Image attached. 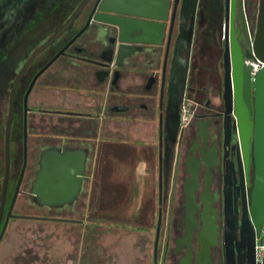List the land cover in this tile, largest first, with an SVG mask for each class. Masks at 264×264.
I'll return each instance as SVG.
<instances>
[{"label":"flooded vegetation","instance_id":"1","mask_svg":"<svg viewBox=\"0 0 264 264\" xmlns=\"http://www.w3.org/2000/svg\"><path fill=\"white\" fill-rule=\"evenodd\" d=\"M135 1L120 0L114 6L117 11H103L99 0H89L73 27L42 51L23 74L16 93L15 110L23 111L25 154V94L35 75L87 27L66 49L62 70L49 73L45 80L53 89L57 81L64 78L61 74L66 70L70 75L68 80L78 83L79 89L74 88L70 94L69 107L52 109L42 102L29 106V97L36 83L29 94L27 116L33 117L32 144L27 137L30 198L42 206L33 200L31 189L44 149L56 146L88 150L87 174L90 151L85 135L97 133L107 117L146 109L147 115L158 120V155L154 167L159 190L158 217L161 208L163 213L156 253L155 239L151 247V264H264L258 254V246L264 242V212L259 225L255 224L251 213L257 171L254 81L264 66L254 73L247 62L261 63L243 51V70L249 87L247 97L242 95V102L250 127L241 126L235 110L230 109L224 99L227 71L230 68L232 71L224 40L225 0H199L193 45L188 51L182 47L176 53L174 45L181 33L182 0H160L164 10L157 13L159 19L154 17L150 8L135 6ZM244 1L247 12L258 10L259 0ZM142 2L148 6L154 0ZM40 6L39 0L0 1V65L6 63L8 69L11 53L15 50L23 52V56L17 59L14 77L9 84V97L14 80L28 58L75 10L62 22L23 16L26 9L35 11ZM15 12L21 15L16 16L17 13L11 17ZM107 18L118 19L123 26L112 24ZM49 21H52L49 28L39 26L43 23L46 26ZM140 24L148 29V33L132 31ZM150 29H155L156 34H151ZM122 40H128L126 44L129 46H124ZM139 40L161 43H139ZM119 46L122 52L130 54L116 65L115 51ZM112 52L114 64L106 61ZM171 80L177 88L175 93L181 87L182 96L192 102L193 113L186 125L181 122L183 101L178 106L177 120H168ZM82 87L85 91L80 90ZM51 114H58L61 120H66L67 126L61 129L73 134L68 141L71 147H62L59 142L53 145L48 136L44 138L37 131L35 117L41 115L47 120ZM161 123L163 138L177 123L174 156L168 165L165 156L162 161V204L159 189ZM6 124L4 133L1 129L4 150ZM48 125L50 127V123ZM52 127L57 129L58 125ZM85 180L86 177L83 183ZM82 187L77 196H80ZM8 209L6 203L2 225ZM157 225L158 219L156 231Z\"/></svg>","mask_w":264,"mask_h":264},{"label":"water","instance_id":"2","mask_svg":"<svg viewBox=\"0 0 264 264\" xmlns=\"http://www.w3.org/2000/svg\"><path fill=\"white\" fill-rule=\"evenodd\" d=\"M101 0H99L100 2ZM160 0H154L150 5H144L142 0H137L134 5L137 7H146L154 13V17L159 19L160 13L164 10L163 5L159 2ZM89 0H82L67 20L40 46L25 62L21 70L18 72L14 83L11 88L9 97V113L6 124L5 132V156L6 164L3 177L2 196L0 203V242L5 234L8 221L13 216V209L15 206L16 199L20 193L22 181L27 169L28 164V97L32 91L37 79L42 75L61 55L65 54L66 49L77 39L78 36L87 28L82 29L71 41H69L33 78L26 94H25V118H24V131H25V157L24 166L19 178L16 191L14 193L12 202L9 206L8 212L5 217V221L2 225L4 213L6 210L8 187L10 182L11 172V133L14 121L15 112V100L16 93L20 83V80L28 69L30 64L36 59V57L49 47L53 42L60 38L65 32L73 27L75 20L81 15L83 9L87 5ZM120 0H102L100 7L103 11H117L114 7L118 5ZM199 0H182L181 5V33L174 45V51H180V48L184 47L186 51L191 49L194 40V26L197 17ZM244 0H225V43L226 51L229 54L230 70L227 71L225 81V92L224 99L226 105L231 109L235 110L241 126L250 127L248 122V115L244 110L242 95L247 97L249 80L244 75V62L242 60V53L246 51L251 56L256 57L264 61V0H259L258 10L256 12H247L245 9ZM168 9V7H167ZM107 21L112 24L122 25L121 21L115 18H107ZM148 29L143 25H136L132 31H137L142 34H146ZM151 34H156L155 29H150ZM124 46H129L127 41L122 40ZM139 43L148 42L150 44L159 45L161 41L156 40H139ZM130 53L122 52L120 46L115 51V57L117 63L114 62V52L111 56L106 59L110 64L118 65L119 60L127 57ZM174 75L172 74V77ZM255 90L256 98L254 102L255 113L254 121L256 124V156H257V171L255 177V191L254 201L252 205V218L256 225L262 222L264 212V68L259 71L255 77ZM176 87L171 80L169 91L170 104L167 110L168 120H177L179 103L183 101L180 87L175 93ZM173 128L171 133H167V136L163 138V124L161 123L160 132V204L163 202V177H162V161L165 156L167 165L170 163L174 156L175 141L177 134V127ZM165 142V147L163 146ZM247 143V140H246ZM88 150L82 149H68L53 147L44 149L41 152L40 157V168L36 172V177L32 182L31 194L35 202L42 206L49 207H63L66 204L73 203L79 191L81 190L83 179L86 177L85 162L87 159ZM24 218H40L31 216H22ZM52 220H63V221H77L75 219L68 218H45ZM163 220L162 208L159 211L158 225L155 236V253L161 235V226ZM2 226V228H1ZM229 244H231L229 242ZM231 250L230 245H228ZM155 261L157 262V255H155ZM228 264H231L230 262Z\"/></svg>","mask_w":264,"mask_h":264},{"label":"crops","instance_id":"3","mask_svg":"<svg viewBox=\"0 0 264 264\" xmlns=\"http://www.w3.org/2000/svg\"><path fill=\"white\" fill-rule=\"evenodd\" d=\"M61 76L64 78L58 80L50 90L49 99L41 100L45 107H69L71 92L74 88L79 89V86H74L75 83L71 86L63 84L62 80L70 75ZM80 90L85 91L83 87ZM143 110L107 117L106 121L110 122L107 126L102 122L97 133L86 134L90 153L80 196L73 205L43 206L59 211V216H73L68 219L77 220H60L76 228L79 234L73 242L69 264H151L146 256L143 262L139 261L138 252L141 250L146 255L155 234L150 226L140 223L139 218L145 215L141 213L145 201H151L152 206L148 207L150 215L155 211L158 215L159 190L154 167L158 155V120L147 115L146 109ZM49 119L50 129L45 131L43 117L36 116L34 122L37 131L44 138L48 136L53 145L59 142L62 147H71L68 141L73 134L61 129L67 126L66 120H61L58 114H51ZM53 125H58V128H53ZM138 233L145 236L143 242L139 243L137 238H133L132 235ZM103 234H118L119 243L113 240L111 260L104 256Z\"/></svg>","mask_w":264,"mask_h":264},{"label":"rangeland","instance_id":"4","mask_svg":"<svg viewBox=\"0 0 264 264\" xmlns=\"http://www.w3.org/2000/svg\"><path fill=\"white\" fill-rule=\"evenodd\" d=\"M76 1L77 0H70L69 3L71 4L69 8H72L75 4H77ZM58 15L59 13L54 18H58ZM22 56L23 52H21V50H15L11 53L9 59V68L7 69L6 63L0 65V198L2 194V183L6 164L4 139L1 129H3L4 133L6 119L8 117V88L11 79H13L14 77L17 66L16 64L18 62L17 59L21 58ZM65 61L66 57L62 55L38 79L29 97V106H31L32 103L34 105L37 104V102H41V100L49 99L51 88L46 84L45 80L48 77L49 73L55 70H62L63 65H65ZM62 73L68 74L66 70L62 71ZM62 81L64 85L71 86L74 84L72 79L71 81H69L68 79H64ZM75 84L74 86L78 87V83L75 82ZM19 96L17 98L18 103ZM32 120L33 117H30L29 115L28 137L30 144H32ZM50 120L51 119H49L48 117L47 120L44 119L45 124L47 125L45 128H43V130L48 131L50 129L48 125L50 123ZM106 120L108 119H105L104 123L107 126L110 122ZM23 135V111L20 112L19 109H16L14 112L11 137V172L7 194V209L12 202L24 166L25 154L23 149ZM29 171L30 168L29 166H27L20 193L16 199L13 209V216L10 217L7 228L5 230V234L0 242V264H69L68 260L72 256V247L74 246L73 242L79 235L77 229L73 226H70L66 222L45 218H73V216L62 217L59 216L60 212L57 210L38 206L37 204L33 203L30 198V185L27 182ZM154 205L156 206V204ZM149 206H152L151 201H145L144 208L141 210V213L145 215L140 217L139 221H142L140 223L148 225V227L150 226L153 234H155L158 215L155 211V213L151 216V210L148 209ZM22 216L40 218H24ZM79 218L81 217L79 216ZM110 219L112 220L114 218ZM126 220L130 221L129 218H126ZM139 221L137 223H139ZM103 235H105L102 240V246L105 247L104 256L106 255L109 260H111L113 240L115 239L114 242L119 243L117 242L118 234ZM132 236L133 238H137L139 243L141 241L143 242L145 238V236L140 233ZM151 247L152 243L146 251V255L145 252L143 253L141 252V250L138 252L139 261L143 262L146 256V258H148V262L151 263ZM132 261H135V259H133ZM74 264L79 263L77 262Z\"/></svg>","mask_w":264,"mask_h":264},{"label":"trees","instance_id":"5","mask_svg":"<svg viewBox=\"0 0 264 264\" xmlns=\"http://www.w3.org/2000/svg\"><path fill=\"white\" fill-rule=\"evenodd\" d=\"M39 1H40V5H41L39 9H37L35 11L34 10L30 11V10L26 9L25 14L23 16L38 17L41 19L47 18L48 20L51 19L54 22L55 21L62 22L75 9V7L77 6V4L79 3L80 0H77L76 1L77 4H75L72 8H69V6L71 4V3H69L70 0H39ZM17 13H18V15H16ZM17 13L15 12L13 15H11V17L15 16V15L16 16L21 15L20 12H17ZM58 13H59L58 18H54ZM51 22L52 21H49L46 26L44 25V23H43V25L41 24L39 26H42V28H49V26L51 25L50 24ZM53 28H55V26ZM53 30H51V31H53ZM0 60H1V58H0ZM8 90H9V88H8Z\"/></svg>","mask_w":264,"mask_h":264},{"label":"built area","instance_id":"6","mask_svg":"<svg viewBox=\"0 0 264 264\" xmlns=\"http://www.w3.org/2000/svg\"><path fill=\"white\" fill-rule=\"evenodd\" d=\"M258 62H260L261 65L258 64L257 62H253V61L247 62L248 65H250L253 68L254 73H256L260 69V66H264V61L259 59ZM192 113H193L192 112V102L189 98L184 97L183 103H182V108H181V122H182V124L186 125L189 122ZM258 254H259V259L264 261V242L259 244Z\"/></svg>","mask_w":264,"mask_h":264}]
</instances>
